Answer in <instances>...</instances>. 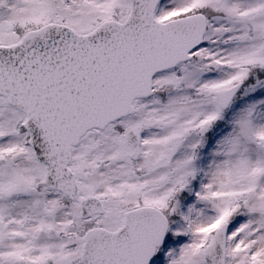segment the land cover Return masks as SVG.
I'll use <instances>...</instances> for the list:
<instances>
[{
	"label": "snow or ice",
	"instance_id": "snow-or-ice-1",
	"mask_svg": "<svg viewBox=\"0 0 264 264\" xmlns=\"http://www.w3.org/2000/svg\"><path fill=\"white\" fill-rule=\"evenodd\" d=\"M0 264H264V0H0Z\"/></svg>",
	"mask_w": 264,
	"mask_h": 264
}]
</instances>
